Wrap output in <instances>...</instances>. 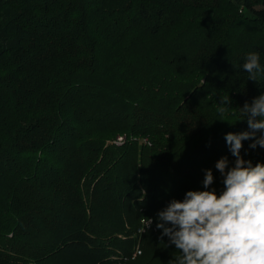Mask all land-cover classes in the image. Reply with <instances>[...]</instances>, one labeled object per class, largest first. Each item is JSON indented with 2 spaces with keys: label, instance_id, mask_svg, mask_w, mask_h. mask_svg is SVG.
I'll return each instance as SVG.
<instances>
[{
  "label": "trees",
  "instance_id": "16d2710c",
  "mask_svg": "<svg viewBox=\"0 0 264 264\" xmlns=\"http://www.w3.org/2000/svg\"><path fill=\"white\" fill-rule=\"evenodd\" d=\"M250 52L264 70V0H0V264L179 257L137 230L205 169L222 191L225 135L264 94Z\"/></svg>",
  "mask_w": 264,
  "mask_h": 264
},
{
  "label": "clouds",
  "instance_id": "9594fccd",
  "mask_svg": "<svg viewBox=\"0 0 264 264\" xmlns=\"http://www.w3.org/2000/svg\"><path fill=\"white\" fill-rule=\"evenodd\" d=\"M242 67L255 82L264 71L257 52H250ZM230 103L229 97H221V115L225 106L232 109ZM239 110L248 130L225 135L235 160L232 166L226 156L215 163L222 191L212 187L213 172L205 169L204 190L187 191L182 201L173 199L157 213L161 239L167 237L180 252L169 264H264V162L253 164L241 155L243 141H252V150L264 149V94ZM143 218L145 231L153 221Z\"/></svg>",
  "mask_w": 264,
  "mask_h": 264
},
{
  "label": "rangeland",
  "instance_id": "374dc122",
  "mask_svg": "<svg viewBox=\"0 0 264 264\" xmlns=\"http://www.w3.org/2000/svg\"><path fill=\"white\" fill-rule=\"evenodd\" d=\"M125 141H126V138L124 136H119V137L114 139L113 144H115L117 146H121V145H123L125 143ZM143 143H145V145H147V146H151V142L147 138L143 140ZM141 222L143 223V227H141L140 229L137 230L140 233L144 232L143 228H144L145 221L142 220ZM149 230L152 231L153 233H157L158 232V229L156 228V225H155L154 222L152 223V226L150 228L146 229L145 231H149ZM139 253L140 252H138L137 254H139Z\"/></svg>",
  "mask_w": 264,
  "mask_h": 264
}]
</instances>
